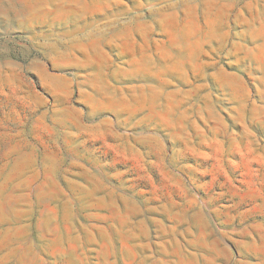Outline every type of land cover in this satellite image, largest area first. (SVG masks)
<instances>
[{
    "label": "rangeland",
    "instance_id": "374dc122",
    "mask_svg": "<svg viewBox=\"0 0 264 264\" xmlns=\"http://www.w3.org/2000/svg\"><path fill=\"white\" fill-rule=\"evenodd\" d=\"M0 264H264V0H0Z\"/></svg>",
    "mask_w": 264,
    "mask_h": 264
}]
</instances>
